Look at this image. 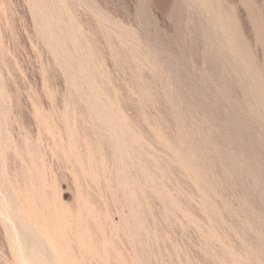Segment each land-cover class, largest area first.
<instances>
[{
	"label": "rangeland",
	"instance_id": "374dc122",
	"mask_svg": "<svg viewBox=\"0 0 264 264\" xmlns=\"http://www.w3.org/2000/svg\"><path fill=\"white\" fill-rule=\"evenodd\" d=\"M56 263L264 264V0H0V264Z\"/></svg>",
	"mask_w": 264,
	"mask_h": 264
},
{
	"label": "bare ground",
	"instance_id": "6f19581e",
	"mask_svg": "<svg viewBox=\"0 0 264 264\" xmlns=\"http://www.w3.org/2000/svg\"><path fill=\"white\" fill-rule=\"evenodd\" d=\"M27 199H28V198H27ZM28 201H29V200H28ZM55 213H56V212H55ZM17 214H18V213H17ZM33 214H34V213H33ZM13 215H14V214H13ZM36 215H38V214H36ZM36 215H35V216H36ZM14 216H15V215H14ZM33 216H34V215H33ZM35 216H34V217H35ZM16 217H18V215H17ZM25 217H26V216H25ZM36 217H38V216H36ZM36 217H35V218H36ZM22 218H23V217H22ZM18 219H20V218H18ZM20 221H21V219H20ZM57 221H58V220H57ZM40 228H41V227H40ZM49 230H50V229H49ZM39 231H40V229H39ZM50 231H51V230H50ZM41 233H42V232H41ZM41 233H40V234H41ZM41 235H42V234H41ZM52 235H53V234H52ZM52 235H51V237H52ZM56 236H57V235H56ZM41 237H42V236H41ZM44 237H45V236H44ZM53 237H55V236H53ZM45 238H46V237H45ZM45 238H44V239H45ZM58 238H59V237H58ZM44 241H47V240H44ZM33 246H34V245H33ZM34 247H35V246H34ZM34 247H32V248H33L32 253L37 249V248L35 247L36 249L34 250ZM60 256H62V255H60ZM62 259H63V258H62ZM56 264H57V263H56Z\"/></svg>",
	"mask_w": 264,
	"mask_h": 264
}]
</instances>
